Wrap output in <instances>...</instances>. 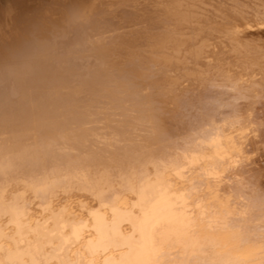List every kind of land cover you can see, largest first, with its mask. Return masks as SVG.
Here are the masks:
<instances>
[{"label":"bare ground","instance_id":"obj_1","mask_svg":"<svg viewBox=\"0 0 264 264\" xmlns=\"http://www.w3.org/2000/svg\"><path fill=\"white\" fill-rule=\"evenodd\" d=\"M0 264H264V0H0Z\"/></svg>","mask_w":264,"mask_h":264}]
</instances>
